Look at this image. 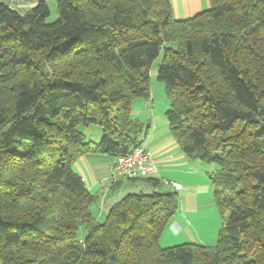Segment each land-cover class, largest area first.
Segmentation results:
<instances>
[{"label":"trees","instance_id":"trees-1","mask_svg":"<svg viewBox=\"0 0 264 264\" xmlns=\"http://www.w3.org/2000/svg\"><path fill=\"white\" fill-rule=\"evenodd\" d=\"M54 1L52 19L50 0H0V264H264V0H209L188 19L170 0ZM161 53L173 137L218 166L214 245L161 246L181 198L156 176H110L154 190L99 220L103 201L74 168L144 147L132 108L151 98ZM80 125L100 126V142Z\"/></svg>","mask_w":264,"mask_h":264},{"label":"crops","instance_id":"crops-1","mask_svg":"<svg viewBox=\"0 0 264 264\" xmlns=\"http://www.w3.org/2000/svg\"><path fill=\"white\" fill-rule=\"evenodd\" d=\"M5 1L22 10L30 9L38 2ZM170 2L178 19L192 18L210 5L209 0ZM166 100L162 99L161 104H157L158 98L152 90L149 100L136 99L132 108L133 118L144 123V130L148 127V136L145 137L143 146L153 153L157 161L159 172L155 178L159 181V191L177 192L181 198L180 208L163 233L160 244L163 248L187 243L214 245L222 226V217L214 199V185L211 180V176L218 171V166L215 163L190 159L182 151L170 131L166 116L170 103L167 97ZM101 136L102 133L98 134V137ZM92 139L95 141L96 138ZM114 163V157L87 154L80 156L74 164L89 191L99 195L103 201L99 207V215L105 213L111 203H115L129 192L154 190L142 179H119L112 182L110 176ZM173 183L182 185V188L175 189Z\"/></svg>","mask_w":264,"mask_h":264},{"label":"built area","instance_id":"built-area-1","mask_svg":"<svg viewBox=\"0 0 264 264\" xmlns=\"http://www.w3.org/2000/svg\"><path fill=\"white\" fill-rule=\"evenodd\" d=\"M159 172L157 161L153 153L146 147L136 148L134 151L120 155L115 160L111 171V178L119 176L154 177ZM175 189H181L182 185L173 183Z\"/></svg>","mask_w":264,"mask_h":264},{"label":"rangeland","instance_id":"rangeland-1","mask_svg":"<svg viewBox=\"0 0 264 264\" xmlns=\"http://www.w3.org/2000/svg\"><path fill=\"white\" fill-rule=\"evenodd\" d=\"M50 6L51 9L53 11V15H52V19H54L56 17V8H55V1L54 0H50ZM163 58V53L160 54V56L153 62V64L150 67V78H151V83H152V90L154 92V94L156 95V98H158L157 104H161V100L163 99L164 101L166 100V95H165V84L163 82H161L160 80H158V70H159V66L161 64ZM79 131L83 132L90 140V138H96L94 139L96 142H100L101 137H98V134L102 133V128L100 126H96V125H91L90 127L84 126V125H80L78 127ZM103 135V133H102ZM93 140V139H92ZM136 192V191H134ZM92 212L96 215V217H98L99 220H103L105 218L106 215V211L105 213H101L99 215V206H93L92 207Z\"/></svg>","mask_w":264,"mask_h":264}]
</instances>
